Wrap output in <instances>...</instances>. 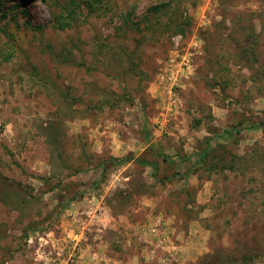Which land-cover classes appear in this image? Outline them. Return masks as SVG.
<instances>
[{
    "label": "rangeland",
    "instance_id": "374dc122",
    "mask_svg": "<svg viewBox=\"0 0 264 264\" xmlns=\"http://www.w3.org/2000/svg\"><path fill=\"white\" fill-rule=\"evenodd\" d=\"M0 264H264V0H0Z\"/></svg>",
    "mask_w": 264,
    "mask_h": 264
},
{
    "label": "trees",
    "instance_id": "16d2710c",
    "mask_svg": "<svg viewBox=\"0 0 264 264\" xmlns=\"http://www.w3.org/2000/svg\"><path fill=\"white\" fill-rule=\"evenodd\" d=\"M229 134V133H228ZM231 134H229L230 136ZM209 152H213L212 149H210L208 146H206L198 155H197V162H203L205 160V158L207 157L208 153ZM115 162H118L119 164H123V163H126V162H129V161H134L136 162L138 165H147L149 166L153 172L155 173L157 171V168H156V165L155 164H149V163H145L144 161L142 160H138V159H129V158H123L121 160H114Z\"/></svg>",
    "mask_w": 264,
    "mask_h": 264
}]
</instances>
